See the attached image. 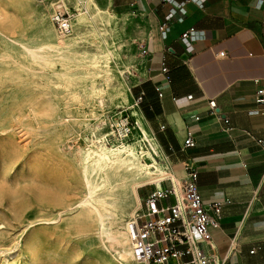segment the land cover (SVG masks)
<instances>
[{
	"label": "rangeland",
	"instance_id": "374dc122",
	"mask_svg": "<svg viewBox=\"0 0 264 264\" xmlns=\"http://www.w3.org/2000/svg\"><path fill=\"white\" fill-rule=\"evenodd\" d=\"M61 1L0 0V264H137L127 260L123 224L155 187L135 191L131 184L140 172L112 160L102 171L89 165L88 179L99 186L90 196L79 154L93 136L110 148L138 137L133 107L144 113L136 97L147 22L133 12L120 18L122 38L110 46L120 69L112 63L116 78L107 82L101 69L80 60L83 52H97L98 38L85 36L61 51L52 47ZM95 1L104 7L105 0ZM66 3L74 20L76 0ZM98 20L102 45L111 44ZM123 75L129 90L119 82ZM92 82L105 93L92 96ZM99 205L103 226L86 218Z\"/></svg>",
	"mask_w": 264,
	"mask_h": 264
},
{
	"label": "crops",
	"instance_id": "0c3cea01",
	"mask_svg": "<svg viewBox=\"0 0 264 264\" xmlns=\"http://www.w3.org/2000/svg\"><path fill=\"white\" fill-rule=\"evenodd\" d=\"M108 1L147 22L140 111L177 181L194 164L204 202L222 204L219 227L210 230L220 260L264 264V105L256 104L264 90V0ZM189 29L200 36L192 53L181 41ZM190 136L196 146L184 150Z\"/></svg>",
	"mask_w": 264,
	"mask_h": 264
},
{
	"label": "built area",
	"instance_id": "2783aa9c",
	"mask_svg": "<svg viewBox=\"0 0 264 264\" xmlns=\"http://www.w3.org/2000/svg\"><path fill=\"white\" fill-rule=\"evenodd\" d=\"M191 1L199 3L202 0ZM53 21L60 34L73 32L72 15L63 7L55 9ZM165 28L166 24L160 30ZM199 38L194 29L182 34L181 41L188 53L193 52L192 44ZM218 57L226 58L227 53L221 52ZM162 73L170 80L166 64H163ZM145 96L141 92L136 97L138 105L144 102ZM159 97H162L161 92ZM256 104L264 105L263 89L257 91ZM208 105L212 113L218 114L215 100L209 101ZM258 144L264 149V140H258ZM195 146L190 136L184 150ZM183 174L180 181L168 178L160 183V187L156 186L131 220L129 238L133 250L144 264H223L210 231L219 227L222 204L204 202L198 185L199 171L194 164H186Z\"/></svg>",
	"mask_w": 264,
	"mask_h": 264
},
{
	"label": "bare ground",
	"instance_id": "6f19581e",
	"mask_svg": "<svg viewBox=\"0 0 264 264\" xmlns=\"http://www.w3.org/2000/svg\"><path fill=\"white\" fill-rule=\"evenodd\" d=\"M108 2H109L108 0H105L103 7L100 4H98L95 0H76L77 3L76 7L78 13L74 16L73 32L69 35L61 34L62 36L58 32V35H56V42L54 45H52V47L61 51V49L63 48H68V49L72 48L74 45L78 44L80 40L83 41L85 39V36H92L98 38L100 45H98V50H96L97 52L95 53L83 52L81 53L80 60L84 64H90L91 66L101 69L105 74V76L107 77L106 78L107 82H111L114 78H116L111 73V64L113 63L117 69L120 68L118 66V60H115V51L110 46L114 45V47H116V40L122 38L118 31L119 20L120 18L122 20H125L128 17V14H122V15L117 14L111 9ZM61 3H62L61 5H58V8L63 6L66 7V9H69L66 0H62ZM72 3H74V1ZM81 7L85 8V11L81 9ZM97 18L101 20L103 27H105L104 34H108L111 37L112 39L111 44H109L107 41L104 40L105 45L104 46L102 45L100 35L94 26V21ZM83 28H86V30L84 29L85 30L84 33L82 32ZM45 61L48 62V60ZM98 75L100 74L99 73L94 74V76H98ZM123 79H124L123 82L119 81L120 84L122 85L123 88H125V90H129L128 88L129 83L127 82L126 77L124 75H123ZM92 86L93 87L90 91V94L92 96L94 95L100 96L105 93V89L96 88L93 82H92ZM126 99L127 101H131L129 95L126 96ZM133 109H134L133 115L137 120L136 124L138 129V137H135L134 142L131 143L124 142L120 146H113L112 148H110L108 145L104 143L105 140L104 141L97 140V138L93 136V140L89 141L87 147H85L84 149H80L79 158L83 165V174L88 184V190L90 196L95 192V190L99 186L93 185L88 179V175L91 172V170L89 169V165L91 164L95 165L93 170L99 169L102 171L104 165H107L112 160L118 162L119 168H123L126 171L140 172V176H141L140 179L133 180L131 184L135 191L136 189L147 187V185H152L156 187L158 184H160L162 181L168 178L173 179L175 182L177 181V178L171 172V168L167 162L166 157L161 151L158 141L151 133L149 125L145 120L144 116L142 115L141 111L136 109V106H134ZM92 116L96 117L95 111H92ZM99 208L100 205L99 207L96 206L94 207V209L90 210L86 215V218L96 219L98 224L100 226H103V223L105 222L104 217L106 216L104 212H102V210ZM102 209L104 210V208ZM108 210L109 209L105 210V212L106 211L108 212ZM110 212H109L110 215L111 213L113 214V212L111 213ZM136 214H137V210L133 208L131 212L127 213V217L129 216L130 217L129 219L131 220L133 217L136 216ZM129 224L130 223L126 221L123 224L124 227L123 233H124L125 241L129 243V251L131 255V257L127 258V260L128 259H130L131 261L135 260L137 264H144L141 261V259L136 255L131 245L129 238ZM11 264H16V263L14 261V263Z\"/></svg>",
	"mask_w": 264,
	"mask_h": 264
}]
</instances>
